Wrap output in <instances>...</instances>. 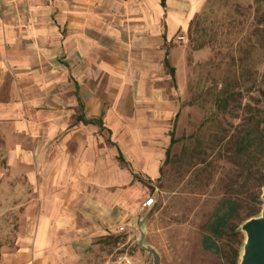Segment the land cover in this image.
Returning <instances> with one entry per match:
<instances>
[{
    "label": "crops",
    "instance_id": "1",
    "mask_svg": "<svg viewBox=\"0 0 264 264\" xmlns=\"http://www.w3.org/2000/svg\"><path fill=\"white\" fill-rule=\"evenodd\" d=\"M207 2L0 0V140L33 191L24 242L0 264H87L101 239L135 229L150 198L138 203L136 175L155 181L175 144L171 132L164 152L142 147L161 124L147 111L167 48Z\"/></svg>",
    "mask_w": 264,
    "mask_h": 264
},
{
    "label": "rangeland",
    "instance_id": "2",
    "mask_svg": "<svg viewBox=\"0 0 264 264\" xmlns=\"http://www.w3.org/2000/svg\"><path fill=\"white\" fill-rule=\"evenodd\" d=\"M172 50L158 113L147 111L161 124L146 129L154 142L142 137L141 145L164 152L171 132L175 144L155 181L136 175L138 203L150 197L154 205L136 213L135 229L101 239L87 264H152L138 245L142 219L144 242L162 264H238L240 227L263 207L264 0H208ZM25 178L10 174L0 140V261L24 242L33 196ZM231 205L216 249L205 250L209 224Z\"/></svg>",
    "mask_w": 264,
    "mask_h": 264
},
{
    "label": "water",
    "instance_id": "3",
    "mask_svg": "<svg viewBox=\"0 0 264 264\" xmlns=\"http://www.w3.org/2000/svg\"><path fill=\"white\" fill-rule=\"evenodd\" d=\"M261 199L263 207L260 214L248 219L240 227L245 235V240L241 247L238 264H264V188ZM143 222L144 219L140 221L138 226V245L143 251L151 255L152 264H162L159 253L144 242Z\"/></svg>",
    "mask_w": 264,
    "mask_h": 264
},
{
    "label": "trees",
    "instance_id": "4",
    "mask_svg": "<svg viewBox=\"0 0 264 264\" xmlns=\"http://www.w3.org/2000/svg\"><path fill=\"white\" fill-rule=\"evenodd\" d=\"M235 211L236 209L231 205L224 213L219 214L220 210L216 213L214 222L209 224L208 227L210 236H204L202 239V246L205 250L212 251L216 249L215 238L219 237L222 230L227 227L228 221L233 217Z\"/></svg>",
    "mask_w": 264,
    "mask_h": 264
},
{
    "label": "built area",
    "instance_id": "5",
    "mask_svg": "<svg viewBox=\"0 0 264 264\" xmlns=\"http://www.w3.org/2000/svg\"><path fill=\"white\" fill-rule=\"evenodd\" d=\"M153 205H154V199L153 198H149L143 203L142 207L143 208H150ZM119 231H123V228H120Z\"/></svg>",
    "mask_w": 264,
    "mask_h": 264
}]
</instances>
